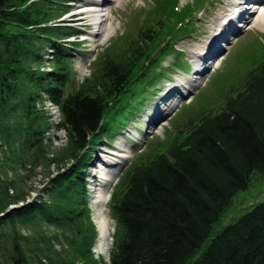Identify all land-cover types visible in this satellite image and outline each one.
Returning <instances> with one entry per match:
<instances>
[{
    "label": "rangeland",
    "instance_id": "374dc122",
    "mask_svg": "<svg viewBox=\"0 0 264 264\" xmlns=\"http://www.w3.org/2000/svg\"><path fill=\"white\" fill-rule=\"evenodd\" d=\"M65 1L32 0L31 3H37L42 11L50 14L46 27L53 29L56 23L64 25L58 31L53 29L57 34L71 29L79 32L78 37L65 39L70 43L75 41V49L70 51L71 76L67 92L82 89L93 94L104 93L107 86L111 88V80L106 77L103 66L106 58L121 64L131 82L125 91L109 100L110 109L104 118L107 129L96 135L87 149L91 152L90 167L85 170L83 178L89 183L86 184L88 212L85 209L81 217L66 227L47 224L41 219L25 223L15 220V233L19 237L4 222L0 225V264H10L13 239L21 246L27 264H109V254L119 232L111 204L123 191L125 172L165 151L178 139L179 131L189 120L218 112L229 96L244 87L249 72L264 65V31L251 27L252 19L234 21L233 25L239 26L227 35L226 41H219L218 36L214 39L219 32L212 27L223 14L229 13L230 0H166L169 6L164 9H157L156 2L160 0H122L119 5L120 0H110L108 5L116 7V11L110 14L108 23L116 28L115 33L103 42L84 38L94 28L91 20L72 18L74 23L66 20L68 14L82 4L68 7ZM263 3L264 0H244L241 6ZM184 5L187 6L183 11L174 12V8L180 10ZM129 6L139 12L132 22L124 9ZM132 8L128 9L129 13ZM57 15L60 18L56 20ZM58 36L63 38V35ZM45 42V39L35 41V46L41 48L40 63H29L40 70L50 66L47 57L50 58L48 51L51 48L44 45ZM215 43L221 44L222 48L214 56L209 54L201 65V60L195 58L191 49H207L214 47ZM157 64L159 68H156ZM205 65L208 67L203 70ZM170 89L172 95L162 101ZM35 104L38 122L46 128L40 143L32 146L27 130L30 119L23 113L21 94L6 98V87L0 90V215L26 202L49 200L48 180L73 162L67 133L56 126L59 117L52 113L53 108L45 101L37 100ZM122 144L126 148L121 147ZM102 149L108 152L104 154ZM118 153L124 156H116ZM105 173H111L107 202L103 207L110 218L111 236L108 250L95 260L91 248L95 250L97 242L95 215L99 207L96 185L108 182L101 178L106 177ZM262 201L264 171H256L251 174L248 187L232 197L205 244L223 226ZM92 226L95 235L87 251V236Z\"/></svg>",
    "mask_w": 264,
    "mask_h": 264
},
{
    "label": "trees",
    "instance_id": "16d2710c",
    "mask_svg": "<svg viewBox=\"0 0 264 264\" xmlns=\"http://www.w3.org/2000/svg\"><path fill=\"white\" fill-rule=\"evenodd\" d=\"M31 2L0 0V90L6 87V98L21 94L32 146L40 143L46 128L38 122L35 102L45 95L56 104L73 162L48 180L49 200L26 202L0 215V225L6 222L18 237L15 220L41 219L66 227L88 212L83 178L91 159L87 149L106 128L109 100L131 82L121 64L106 58L111 88L93 94L67 92L75 46L64 38L78 33L71 29L57 34L60 25L52 26L57 31L46 27L50 14ZM37 39H45L52 50L48 70L29 64L42 59ZM256 171H264V65L249 72L244 87L218 112L189 120L165 151L125 172L123 191L111 204L119 232L110 264H264V201L205 244L231 198L247 188ZM94 235L92 226L87 251ZM9 259L10 264H27L17 240H12Z\"/></svg>",
    "mask_w": 264,
    "mask_h": 264
},
{
    "label": "bare ground",
    "instance_id": "6f19581e",
    "mask_svg": "<svg viewBox=\"0 0 264 264\" xmlns=\"http://www.w3.org/2000/svg\"><path fill=\"white\" fill-rule=\"evenodd\" d=\"M122 0L118 1V5L121 3ZM128 2L131 0H127ZM170 2L174 0H169ZM244 0H230L229 2V13L223 14L221 17V20L216 21L215 25L212 27L214 30H218L219 35H216L214 39L218 36L219 41H223L228 39V36L231 32H234L236 28L239 25H233L234 21H239L243 22L246 21L247 19H252L253 24L251 27L254 29L264 31V3L259 6L258 9H256L255 17L253 18V10L250 8L255 5L253 4L251 7L249 5L247 7L241 6L243 4ZM110 0H85L84 4L81 6L77 7L74 9L73 12L69 13L67 18H74L77 17L79 20L83 19H89L90 24L94 27L92 30H89L88 34L84 37H91L94 39L95 42H103L107 41L111 34L114 32L115 33V26L109 22V17L110 14H112L114 11H116V7H110L109 4ZM117 2V0H116ZM157 9L158 8H166L169 6L168 1L166 0H160L159 2H156ZM119 7V6H118ZM261 7V8H260ZM132 8L131 6L126 7L127 14L130 17V21H134L136 16L139 14L137 10L132 8L131 13L128 12V9ZM213 45L211 47H193L191 49V52L195 54V58L197 60H201V65L204 64L206 61V57L210 54L213 55L217 53L222 47L221 44L215 43L214 47ZM196 60V61H197ZM220 62H218V65ZM208 67V65H205L203 70H205ZM170 94L172 95V89L168 90L167 93L163 96L162 101L167 100L170 97ZM123 148H126L125 145H120ZM117 151H121L117 150ZM116 156H124L123 154L118 153ZM106 164V163H105ZM106 166H112L111 164H106ZM109 175L111 173L106 174V177H101L104 180H108ZM109 182H98L97 187L98 189L96 190L97 194V206L99 207L98 211L96 212L95 215V222H96V229L98 233V240L96 243V249L98 251H107L108 246H109V241H110V236H111V231H110V221H109V216L103 211V207L107 202V188H108Z\"/></svg>",
    "mask_w": 264,
    "mask_h": 264
}]
</instances>
